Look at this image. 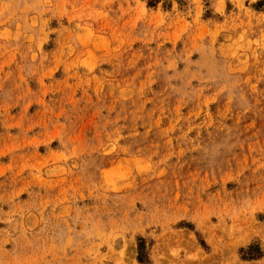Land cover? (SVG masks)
Masks as SVG:
<instances>
[{"label": "rangeland", "instance_id": "1", "mask_svg": "<svg viewBox=\"0 0 264 264\" xmlns=\"http://www.w3.org/2000/svg\"><path fill=\"white\" fill-rule=\"evenodd\" d=\"M0 264H264V0H0Z\"/></svg>", "mask_w": 264, "mask_h": 264}, {"label": "trees", "instance_id": "2", "mask_svg": "<svg viewBox=\"0 0 264 264\" xmlns=\"http://www.w3.org/2000/svg\"><path fill=\"white\" fill-rule=\"evenodd\" d=\"M140 261L142 262V258L140 257Z\"/></svg>", "mask_w": 264, "mask_h": 264}]
</instances>
